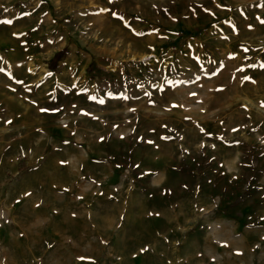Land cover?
Instances as JSON below:
<instances>
[{"label": "rangeland", "instance_id": "obj_1", "mask_svg": "<svg viewBox=\"0 0 264 264\" xmlns=\"http://www.w3.org/2000/svg\"><path fill=\"white\" fill-rule=\"evenodd\" d=\"M0 264H264V0H0Z\"/></svg>", "mask_w": 264, "mask_h": 264}, {"label": "trees", "instance_id": "obj_2", "mask_svg": "<svg viewBox=\"0 0 264 264\" xmlns=\"http://www.w3.org/2000/svg\"><path fill=\"white\" fill-rule=\"evenodd\" d=\"M67 55V51L65 49L58 51L55 53V55L51 58L52 68H55L57 66L58 62L64 59V57Z\"/></svg>", "mask_w": 264, "mask_h": 264}]
</instances>
